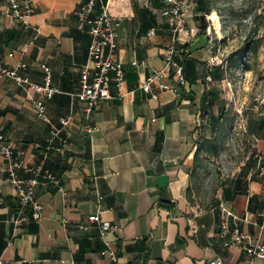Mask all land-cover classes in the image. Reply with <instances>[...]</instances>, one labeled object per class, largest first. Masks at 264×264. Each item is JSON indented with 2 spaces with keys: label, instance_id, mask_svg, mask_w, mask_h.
I'll list each match as a JSON object with an SVG mask.
<instances>
[{
  "label": "crops",
  "instance_id": "crops-1",
  "mask_svg": "<svg viewBox=\"0 0 264 264\" xmlns=\"http://www.w3.org/2000/svg\"><path fill=\"white\" fill-rule=\"evenodd\" d=\"M85 1L32 0L34 14L23 23L9 15V1L0 0V65L15 69L25 64L20 75L39 86L45 85L48 68L51 87L58 91L47 99L0 77V128L22 161L43 166L62 188L38 187L40 221L29 210L26 224L15 223L20 204L0 155V262L264 264L239 247H225L220 237L224 204L244 219L242 231L264 243L259 159L251 158L248 173L222 184L214 205L202 209L193 201L201 155H213L202 150L197 161L195 156L203 140L218 139L226 107L220 92L228 78L225 68L212 66L216 50L210 37L200 34L204 15L197 3L184 0L191 5L189 34L176 42L177 49L188 50L178 58L184 61L186 84H178L170 71L165 81L174 91L154 85L148 94L140 85L165 70L164 54L174 40L171 17L165 15L170 6L165 0L109 1L112 16L120 21L116 60L125 74L124 98L112 85V98L87 116L83 104L73 105L70 96L80 91L82 68L89 63V27L76 16ZM35 100L45 102L50 122L62 129L53 144L51 126L38 118ZM67 118L72 120L62 128L60 122ZM88 127L97 130L91 135ZM260 148L264 157V138ZM19 175L32 178L25 171ZM99 197L101 218L122 227L123 233L102 236L97 224L80 229L98 212ZM108 248L116 262L102 255Z\"/></svg>",
  "mask_w": 264,
  "mask_h": 264
},
{
  "label": "built area",
  "instance_id": "built-area-1",
  "mask_svg": "<svg viewBox=\"0 0 264 264\" xmlns=\"http://www.w3.org/2000/svg\"><path fill=\"white\" fill-rule=\"evenodd\" d=\"M9 1V15L19 22L25 23V20L34 14V6L32 0H8ZM110 0H86L78 10L76 16L84 25L89 27V34L91 37V45L89 48V63L82 68L80 91L71 94L73 105L81 103L84 106L87 116H90L95 108L103 101L110 100V90L112 85L119 89L118 96L124 98L123 90L125 88V74L120 62L116 60V52L118 49V30L120 28V21L112 16L109 9ZM170 8L165 12V15L170 16L172 20L174 40L168 46L164 54V62L166 64L165 70L156 71L152 73L143 84L140 85L145 93L150 94L153 86H158L161 91L173 92L174 87L165 80L172 76L170 71H173L175 81L180 84H186L184 75V67L182 61L188 55L187 49H177L176 42L183 35H188L187 21L190 18L191 5L184 0H165ZM1 13V12H0ZM12 56V55H11ZM213 58L212 66L221 65L222 61H216ZM26 65L21 64L18 68L9 69L0 65V77L7 78L14 81L19 86L29 90L44 94L45 98L52 99L58 93L56 89L51 87L50 71L47 68L44 70L47 73L46 83L44 86H39L32 83L28 78L22 77L19 73L20 69H25ZM207 81L212 83V78L208 77ZM230 85V84H229ZM153 99L157 96L153 95ZM38 118L50 124L51 138L50 144H53L56 138L61 134L62 129L53 125L46 115V104L42 100H35L33 102ZM71 118L62 119V128L70 124ZM95 127H88L87 132L91 135L96 131ZM0 155L8 164V181L15 188L20 204L19 216L16 218L17 224L28 222L27 213L31 210L32 217L36 221H40L41 212L39 204L36 200V190L38 187H47L49 184H54L60 187V180H58L43 166L36 168L28 166L19 158L15 152L12 144L9 143L2 128H0ZM260 172H264V167H259ZM19 171H25L32 175L31 179H24L20 177ZM260 173V174H262ZM101 201L99 197V210L95 215L88 218V224H82L80 229L88 231L93 224H97L100 228L102 236L107 233H123L122 227L112 224L107 220L101 218ZM245 221H247L245 219ZM244 222L240 216L235 214L230 208L224 204L220 205V237L224 240L225 247H239L252 258L264 262V243L255 241L253 237L241 230L240 224ZM66 223V222H65ZM103 256L108 257L112 262L117 261L115 252L108 248L102 253ZM2 264V262H0Z\"/></svg>",
  "mask_w": 264,
  "mask_h": 264
},
{
  "label": "rangeland",
  "instance_id": "rangeland-1",
  "mask_svg": "<svg viewBox=\"0 0 264 264\" xmlns=\"http://www.w3.org/2000/svg\"><path fill=\"white\" fill-rule=\"evenodd\" d=\"M206 1L211 12L205 16L203 26L216 50L215 60L227 61L246 41H250L252 49L239 67L229 62L225 68L228 78L220 92L226 107L217 133L219 155L207 158L201 155L194 184L193 201L202 209L216 203L225 181L248 173L251 158L260 162V141L264 138V129L259 124L264 117V0ZM213 11L218 14L219 33L209 21Z\"/></svg>",
  "mask_w": 264,
  "mask_h": 264
},
{
  "label": "trees",
  "instance_id": "trees-1",
  "mask_svg": "<svg viewBox=\"0 0 264 264\" xmlns=\"http://www.w3.org/2000/svg\"><path fill=\"white\" fill-rule=\"evenodd\" d=\"M197 11L200 13H203L204 15V22H205V16L208 15L211 12V8L209 7V3L206 0H197ZM203 29L200 34L204 36V39H208L209 35L207 33L206 26H203ZM251 43L250 41H246L243 46L237 50L236 52L232 53L231 55L228 56L227 61H224L221 65L218 66V68H226L227 64L231 62V64L235 65L236 67H239V65L242 64L243 58L246 53H248L251 50ZM182 61V65H183ZM184 67V66H183ZM184 75H185V70H184ZM219 80L222 78L219 76ZM213 95V94H212ZM261 129H264V117L260 118V123ZM206 151L207 153L217 157L219 155L220 147L217 142V140H203L201 145L198 147L197 154L195 156V160L197 161L199 159V155L201 151ZM259 167H264V157L259 162ZM260 171V169H259Z\"/></svg>",
  "mask_w": 264,
  "mask_h": 264
},
{
  "label": "bare ground",
  "instance_id": "bare-ground-1",
  "mask_svg": "<svg viewBox=\"0 0 264 264\" xmlns=\"http://www.w3.org/2000/svg\"><path fill=\"white\" fill-rule=\"evenodd\" d=\"M218 14H216V12H212L211 14V17H210V20L213 21L214 25H215V28L217 31H220L221 30V26H220V22L218 20Z\"/></svg>",
  "mask_w": 264,
  "mask_h": 264
}]
</instances>
